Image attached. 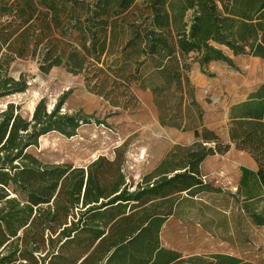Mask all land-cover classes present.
I'll list each match as a JSON object with an SVG mask.
<instances>
[{"label":"trees","instance_id":"trees-1","mask_svg":"<svg viewBox=\"0 0 264 264\" xmlns=\"http://www.w3.org/2000/svg\"><path fill=\"white\" fill-rule=\"evenodd\" d=\"M233 56L264 62V0H0V100L25 93L12 65L33 59L82 76L87 91L119 114L135 111L134 87L149 90L162 127L193 132L137 183L126 173L127 145L87 167L44 164L29 152L52 132L67 138L92 119L62 111L72 90L32 118L22 106L0 110V264H255L228 254L189 255L165 248L161 234L183 195L215 191L202 163L232 146L258 164L264 202V82L231 106L229 140L204 123L191 80ZM97 123L101 124L99 120ZM247 171V170H246ZM245 173V169H244ZM248 199L256 184L242 179ZM264 226V214L251 212Z\"/></svg>","mask_w":264,"mask_h":264},{"label":"rangeland","instance_id":"rangeland-1","mask_svg":"<svg viewBox=\"0 0 264 264\" xmlns=\"http://www.w3.org/2000/svg\"><path fill=\"white\" fill-rule=\"evenodd\" d=\"M230 57L233 66L215 62L210 64L204 73L199 65L195 64L191 71V80L197 88V98L205 108V124L222 137L228 128L229 107L245 99L248 93L264 80L262 60L247 56ZM11 74L15 78H19L21 74L26 75L29 88L25 93L0 100V110L9 103H16L22 106V115L31 118L41 99L46 98L48 108L53 109L59 97L72 90L62 111L68 114H82L92 119L91 123L83 125L73 138H67L57 132L42 137L39 146L31 148L29 152L44 164L87 167L100 156L113 159L115 150L126 144V173L137 183L146 174L144 169L140 172L139 168L149 164L150 154L161 152L170 143L169 131L159 126L158 110L149 90H141L135 86L134 93L139 100L138 108L135 111L120 110L119 114H114L115 109L107 102L87 91L82 76H74L62 68L55 67L50 73L43 74L35 60H17L12 65ZM96 120L102 123L99 124ZM213 181L225 188L229 187L217 179ZM188 204L189 201L182 203L175 211L174 217L163 228L161 239L164 247H172L185 256L231 254V251H236L226 248L224 244H217L219 237L223 239L227 230L225 214L224 217L217 218L216 224L213 210H207L208 215L200 217L199 213L203 211L199 206L201 203L197 204L195 210ZM186 206L188 211L181 215ZM261 213L264 214V208ZM210 220L213 223H209ZM261 235L264 241V228L261 229ZM241 256L255 264H264V243L254 244L248 250H242Z\"/></svg>","mask_w":264,"mask_h":264},{"label":"crops","instance_id":"crops-1","mask_svg":"<svg viewBox=\"0 0 264 264\" xmlns=\"http://www.w3.org/2000/svg\"><path fill=\"white\" fill-rule=\"evenodd\" d=\"M229 55L233 56L230 53ZM263 82L264 80L261 82V84ZM260 85L250 91V93L255 91ZM250 93H248L247 97L242 101L247 100ZM199 103L202 108L205 109L202 102L199 101ZM230 108L231 107H229L228 109V114ZM205 117L206 116L204 115V123ZM159 126L169 131L168 138L170 140V143L168 144L166 149L162 150L161 152L150 154V157L148 159L149 166L147 165L144 168H139L140 172L142 169H144V171H146V174L151 173L158 166V164L167 156V154L174 148V146L191 145L196 141L195 134L193 132H182L174 128L162 127L160 123ZM228 129L229 126L226 132L224 133V137L220 135L224 140L227 141L229 140ZM138 166L140 167V165ZM257 171L258 164L252 158V156L247 152L237 150L234 146H232L230 151L225 155L210 156L202 163L201 173L202 176H204L205 178L208 177L206 179V183L209 184L212 188H214L215 191L201 192L195 196L183 195V197L178 201L175 211H177L178 207L182 203H184L185 201H189L188 206L192 205L194 210L196 209L197 204L201 203V205L199 206L204 212L202 211V213H199L200 217L208 215V213L206 212L207 210H213L216 216V224L217 218L220 216L224 217L223 214H225L226 223H228L227 230H225V235L223 239H220L219 237V241L217 242V244L219 246L224 244L226 248L228 247L229 249L236 250L231 251V254L228 255H232L244 260L241 256L242 250H248L250 246H253L254 244L261 245L264 243L261 235V229L264 228V226L256 225L252 221L250 213H248V210H250L251 212L259 214L263 211L264 208V202L259 203V199L262 198L261 195L263 194V190L259 189L257 179L254 175V173H257ZM243 177H245V180L250 177L251 184H256L255 194L254 197L251 199H248V196H246L245 193L246 189L242 187ZM214 179H217L219 182H222L223 185L228 184L229 187L225 188L224 186H221L218 183L216 184L213 181ZM188 206H186L181 211V215L186 214V212L188 211ZM200 221L202 222V218ZM250 221L253 224L250 225ZM209 223H213V221L210 220ZM219 234L220 233L218 232L217 236H219ZM165 248L173 250L172 247ZM244 261L254 263L253 261L249 260Z\"/></svg>","mask_w":264,"mask_h":264},{"label":"built area","instance_id":"built-area-1","mask_svg":"<svg viewBox=\"0 0 264 264\" xmlns=\"http://www.w3.org/2000/svg\"><path fill=\"white\" fill-rule=\"evenodd\" d=\"M204 180L206 181V178L204 177Z\"/></svg>","mask_w":264,"mask_h":264},{"label":"water","instance_id":"water-1","mask_svg":"<svg viewBox=\"0 0 264 264\" xmlns=\"http://www.w3.org/2000/svg\"><path fill=\"white\" fill-rule=\"evenodd\" d=\"M32 116H33V113H32ZM32 116H31V118H32Z\"/></svg>","mask_w":264,"mask_h":264}]
</instances>
